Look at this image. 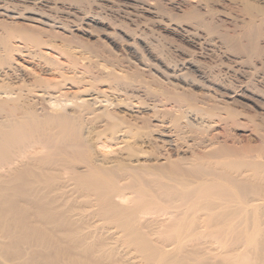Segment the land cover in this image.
<instances>
[{
	"label": "bare ground",
	"instance_id": "obj_1",
	"mask_svg": "<svg viewBox=\"0 0 264 264\" xmlns=\"http://www.w3.org/2000/svg\"><path fill=\"white\" fill-rule=\"evenodd\" d=\"M0 1V257L6 262L1 264H132L113 256L117 241L132 247L138 264H195L192 261L202 257L200 243L196 244L200 239L216 240L226 247L224 253L236 258L238 248L251 243L257 231L262 236L256 239L259 247L253 256L255 260L264 258V135L263 146L258 148L243 145L242 137L237 147L226 141L216 144L217 140L208 137L218 122L226 126L230 121L234 127L240 113L233 103L244 102L230 96L226 88L210 87V79L196 63L185 70L173 66L161 71L157 66L159 79L164 78L170 90L139 79V70L117 75L115 66L99 63L96 48L73 39L78 36L75 31L88 36L102 31L113 50L120 41L122 45L126 42V57L144 65L151 56L147 42L129 40L130 29L128 34L126 30L117 34L114 28L108 31L109 24L106 27L102 21L106 16L90 14L86 7L83 17L67 21L52 14L56 7L47 6L48 0ZM69 1L75 8L95 2ZM159 1L181 7L184 17L189 16L186 19H192L190 14H202L191 3L207 8L210 3L224 2ZM227 2L246 18L240 25L235 23L236 38L230 42L242 40L243 46L253 48L252 42L264 38L259 29L264 24V0ZM46 27L49 30L43 29ZM52 28L71 35L59 38ZM44 49L56 51L66 61L54 67L52 76L43 68V64H52ZM19 59L37 60L36 67L28 68ZM67 70L73 74L67 75ZM135 82L147 91H156L162 105L173 103L174 112L160 114L157 104L150 106L140 96L131 95L128 90ZM195 85L202 89V96L196 93L198 89L190 90ZM72 87L75 89L70 90ZM107 90L112 96L105 94ZM246 90L240 87V97L263 109L252 95L246 96ZM120 106L139 116L119 115L123 112L118 110ZM261 126L256 128L264 132ZM198 133L208 137L209 143L203 146L207 149L182 156L201 138L196 137ZM139 141L150 144L155 157L136 165L129 160L146 152ZM120 143L128 161L108 158L107 152L100 156ZM96 148L101 149L100 155ZM202 260V264L210 263Z\"/></svg>",
	"mask_w": 264,
	"mask_h": 264
},
{
	"label": "rangeland",
	"instance_id": "obj_2",
	"mask_svg": "<svg viewBox=\"0 0 264 264\" xmlns=\"http://www.w3.org/2000/svg\"><path fill=\"white\" fill-rule=\"evenodd\" d=\"M45 1L47 2V0H45ZM48 1L49 2H47L45 4L47 6L49 5V7L50 6L53 8L56 7V10H57V12H56V10L54 9L55 12L53 11L52 14L60 16V18L62 17V19H64V20L65 19L67 21L70 19L72 20L77 16H78V18L83 17V14H84L83 10L86 7V11L90 10V14L96 13V14L100 15L101 17H103V15L106 16L103 18L102 21H105L103 23V25L104 24H105V26L107 25L106 27H108V24H109L108 31H111L114 28L115 32L117 30V34H118V32H120L119 34H123L122 31L126 30V32H127L130 29L131 34L130 33L128 34V32H127V34L129 35V37L127 36V38H129V40H130V37H133V38H135V40H137L136 42H139L138 44H144V43H142L141 40H143L144 42H147V43H145V45L149 47V49L151 51L150 52L151 56L149 57L150 59H148L149 60L148 64L144 65L136 59H128L129 55H127L128 57H126V52H124V49L126 48V44H125L126 42L122 45L121 44L122 42L120 41L119 47H117L116 50H113L107 44V42H105L104 39H106V37L103 35L102 31H99L95 34H94V32H92V35H89V36L88 35H82L81 33H79V32L77 33V31H75V33L79 37L77 36L78 37V40H77L76 39L77 37H74L72 35L73 39L75 41H81L82 40L81 42L85 43L86 45L89 44L90 48L93 47L92 50H94L96 48L95 49V50H97L96 53L97 54L99 53V55H100V56H96V59L99 60V63L103 64V63L108 62L110 64L109 67H111V68H114L112 66H115L114 72H117V75L118 74L120 75L123 71L124 72L128 71V73L131 72V74H132L133 70H134V72H136L135 70H139V71H137L138 73H140V75L138 74L139 79H143V81L152 84L153 85L152 87L162 86L164 89L170 90V89H172L171 86L167 85L163 81L164 78H162L161 80L159 79L158 76H160V72H157V71L160 68H161V71H162V68L170 71L171 70L170 67H173V66H175L176 70L178 68L179 69L183 68V70H185L186 67L190 66L191 63H193V64L196 63L197 65L196 64L195 65L201 71H203L206 78H208V80L210 79L209 80V82H211L210 87L213 86L214 88H217V87L223 88V89L226 88V90H228L230 92V94H229L230 96L232 95V96H234L235 99H238V100H241L242 102H244V103L237 102V104H235L236 102L233 103V106L236 105V106H234V109L236 111H239V113L241 115V116L240 115L237 116L236 117L237 119L235 121L239 124L235 123L236 125H234V127H233L234 123L232 124V123H230V121L226 126L224 125L223 122L222 123L218 122L217 125H215L214 128H212L213 130H211L210 135L208 137H211V140L212 139H215V141L217 140L216 144L221 143L222 141L223 142L226 141L227 142L226 144L230 145L231 147L239 146L240 144L238 143V141L240 140L241 137H242V139H244V141L241 140V142L243 141V145L245 144L249 148H251V147L252 148H258L260 146H263V141H262L261 137L264 135L263 134L264 132L260 131L259 129H260V127H263L261 125H264V113H263L264 112V38H262L260 40H256L257 41V47H256V41H254L255 44H254V42H252V45H250V46H253V48L248 47V46L247 47L243 46L242 40H240L241 44L239 42L238 43H234V42L231 43L230 42L233 39V37H234V39L236 38V36H235L236 31L234 33V29H232V28H235V23L237 25H240V24H242L243 20H245L246 18H245V15H243L239 10H237L235 7H232V5H229L227 0H224V2L220 3V4L210 3L209 6L210 7L212 6L211 8L210 7L206 8V6L202 7L203 5L201 6L200 3L198 4L197 2L191 3V4H194V6L198 5L197 10L200 11V12L198 11V13H202V14H198L200 16H198L197 14H195V15L190 14V17H192V19H190V18L186 19V17H189L187 15H186V17H184L185 16L184 14H186V13L182 12L181 7L176 8L175 5L172 6L170 3H167V2L163 3V2H160L159 0H148V1H151L152 4H150L149 2H145L146 4H144V3H142L143 0L142 1L141 0H139V1H137V0H94L95 2H92L91 6H89V7L87 4H82V5H84V6H81L82 9H81V7H79L78 4H77V6L80 9L75 8V5H71L72 3L68 4L69 2H71L69 0H58V1L55 0V2H53L54 0H51V1L48 0ZM140 1H141V3H140ZM51 2H53V3H51ZM17 3L28 5V3H26V2L22 3V2L16 1V4ZM42 3H44V2H42ZM76 3H78V2H76ZM0 4H1V1H0ZM72 6H74V7H72ZM140 6H143L148 11H145L144 8H142ZM53 8H52V10H53ZM208 8L212 9L210 11L211 14L206 11ZM177 10H180V11H177ZM212 11L213 12L215 11L217 14L215 12H214L215 13L214 14ZM192 15L195 17L194 20H193ZM196 15H197V18H196ZM212 15H214V16H212ZM175 20H176V22H175ZM228 20H229V22H228ZM20 21H21V23H24L25 25L29 24L23 20H19L18 23ZM115 24L116 25L119 24V25L116 26ZM32 25H34V24H32ZM110 25L112 28L110 27ZM232 26H234V27H232ZM35 27H36V25H35ZM38 27L42 28L41 26H38ZM263 28H264V24H262L259 29H261L264 32ZM43 29L47 30L48 28L46 27ZM55 31H56V33L59 32L58 34L55 33L56 35H59V38H64V37H68L71 35V33L62 32L58 28H52V32L54 33ZM263 32L260 33L261 36H262ZM137 35H139V36H137ZM226 35L229 37L230 40L226 39L227 38ZM218 36H219V38H218ZM142 37H144L145 39ZM122 41H125V40H122ZM258 41H260V42H258ZM254 46L257 48L255 52L253 51ZM250 48L252 50H250ZM110 49H111V51H110ZM44 50L45 51H43V52H45V53H43V54H45L46 57L49 56L48 58L51 59L52 64L47 66L46 64L42 63L43 60L39 63L43 64V68L47 71L48 74L54 72V67L56 65H58L62 62L65 64L66 61L62 55L58 54L54 50L53 51L50 49H44ZM250 51H253V52H250ZM109 53L111 56L108 57ZM87 55H89V54H87ZM152 55L155 57H158V58H152ZM165 58H166V60H165ZM96 59L94 58L93 60L97 61ZM19 60H20V62H22L23 65H27L28 68L30 66L36 67L34 65V63H36L37 60L28 59V61H31V62H26L25 59H24L25 61L22 59H19ZM174 61L176 63H174ZM170 62H171V66H170ZM136 63H138V64H136ZM155 63H157V64H155ZM195 65H193V67H191V69L195 68ZM157 66H159V69L157 68ZM204 69H205V71H204ZM74 72H75L76 77L80 76L79 69H76ZM178 72L179 71H177V73ZM66 74L72 75L73 73L71 70H67ZM53 75H55V74H53ZM192 75H195V74L191 72L190 76L192 77ZM50 76H52V74H50ZM161 81L163 83H161ZM157 82H159V85ZM201 83H202V81H201ZM199 84H200V82H199ZM66 86L70 87L69 84H67ZM131 86L132 87H130V88H132V90L130 89L131 92L129 90H128V92L130 94L132 93L131 95L140 96L142 99L146 100L147 104H149L150 106L152 104H157L158 105L157 109L159 110L158 113L161 114L164 112L165 113L166 112H168V113L174 112L173 103L169 104V102H168V104L163 103V105H162V102L160 101L162 97L157 95L158 93L156 91H155L156 92L155 93L154 91H152L151 88H150V90L148 89V91H147L146 88L144 89V87L141 86V84H137L136 82L133 83V85H131ZM195 86H193V87L191 86L190 90L194 89V91H197V89H198V91L196 93L199 95V92H200L201 96H202L203 94H202V89L200 90V86H196V87ZM240 87H241V89L243 88V90H244V87H245V89H247L246 90L247 91L246 96H248L250 98L254 97L255 99H257L258 102L256 100V103H259V105L263 104L262 105L263 109H260L256 106L252 105V103H250V102L246 103V101L244 99H242V97H240V95H239L240 91H238V90H240ZM101 88H104V87L102 86ZM248 88H249V91H248ZM74 89L75 88L72 87L70 90H74ZM232 89L234 92L237 90L236 95L232 91ZM64 90H68V89H66V87H65ZM178 90L180 91L183 89L178 88ZM186 90H188V87ZM190 90H188V91H190ZM104 92H106L105 93L106 95L112 96V93L110 90H107ZM250 95H252L253 97H251ZM224 100H226V102L231 103V99L229 100V98H223V102H225ZM134 102H135V100H134ZM247 104L248 105L250 104L251 106L249 107ZM118 110L123 111L119 115H124L126 118L127 117L131 118L130 115H132L133 117L139 116L135 112L125 111L123 106H120ZM134 110H135V108H134ZM190 114H188V115H190ZM149 115H151L150 112H149ZM248 116L252 117L251 120L253 119L254 121H249L250 119L248 118ZM189 117H191V116H188V118ZM184 120L185 119H183V121ZM182 123H184V122H182ZM253 123H255L256 126L258 125L257 128H259V129L256 128L255 124H254V126H255L254 127ZM230 124H231V126H230ZM259 124H260V127H259ZM100 126L102 127V124L101 125L99 124L98 127L101 128ZM259 134H261V135H259ZM193 135L195 136L196 134H193ZM196 137L203 138V139H201V138L199 139V140H203V141H201V145H200L201 147L199 145H197L198 143H200V142L197 143V141H199L197 139V141H195L196 144H194L192 146V148H190L191 150L189 148L186 149V151H183L182 156H184V157L188 156L189 157L191 155V153L195 150L196 151H205L207 149L203 146H204V144L206 145L209 143L208 137H206L205 135H204V137L200 136V133H198L196 135ZM212 137H214V138H212ZM126 138L127 137H124V139H126ZM152 140H153V137H152ZM139 144H140V147L142 146L144 151H146V152H148L149 150L150 151L148 153H146V152L142 153L141 155H139V157L131 158L132 160H129V161H131L130 163H133V164L136 163V165L138 163H142L145 159L152 160L153 157H155L152 154L151 148L149 147L150 144L149 145H148V143H142L141 144L140 141H139ZM122 145H123V143H120L119 145H116V146L113 145L110 149H107V151L106 150L103 151V152H105V154L101 153V155H100V152H101L100 148H96V151L100 149L99 152L97 151V154H99L102 157H103V155L105 157L106 152H107L108 158L121 159V160L123 159V161H128L126 159L127 158L126 153L123 150L119 149L120 148L119 146L122 147ZM258 145H260V146H258ZM161 149L162 148H160V150ZM111 151H113V152H111ZM161 151H160L161 153L164 152V150H161ZM150 162H153V161H150ZM203 229H205V228H203ZM203 229L201 231H204ZM261 236H262V231H257L256 238L251 243H248L246 246H244V244H243L242 247L240 246L238 248L239 250L236 253L233 252V253H235L233 256L236 255L235 256L236 258H233L232 254L224 253V251H226V247L219 246V242H217L216 240H210L208 238L207 239L204 238V240H205L204 241L203 239H200L202 241H200V240L197 241L196 244L197 243H200V244H197L199 246H197V245L196 246L201 248L200 251L202 253V257L201 256H199V257H201L203 260L201 258H198V260L196 259L195 261H192V262L195 264H202V262H201V260H202L206 263L210 262L209 264H211V263H213V264H262L263 263L264 264V260H263L264 258L263 257H262L263 258L262 259L263 261H262L261 257H260V259H259V257H257L259 260H255L256 258H254V256H253L254 250L256 251V249H258V247H259V245L257 246L256 239L260 238ZM189 243H191V242H189ZM220 245H221V243H220ZM114 247H115L114 248L115 252L113 251V256L118 257L117 258L118 260H123L125 258V260H128L132 264H135L134 261H136V264H138L139 257L137 255V253H135L134 251L132 252L131 246H127L125 243L117 241L114 244ZM126 251H128L129 254L126 253ZM124 252L126 255L124 254ZM250 252H252V254ZM223 255L226 257L224 258ZM204 256L206 258H204ZM252 256H253V258H251ZM1 259H2V257H0V264H1V262L5 261V260H3V259L1 260ZM4 263H6V262H4Z\"/></svg>",
	"mask_w": 264,
	"mask_h": 264
}]
</instances>
